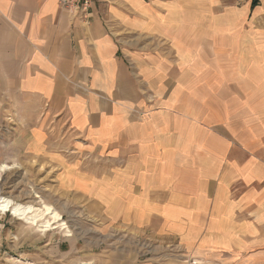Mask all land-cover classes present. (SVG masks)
Masks as SVG:
<instances>
[{
    "label": "crops",
    "instance_id": "obj_1",
    "mask_svg": "<svg viewBox=\"0 0 264 264\" xmlns=\"http://www.w3.org/2000/svg\"><path fill=\"white\" fill-rule=\"evenodd\" d=\"M251 3L93 0L80 16L0 0V96L31 98L99 155L131 151L132 185L159 192L189 264H264V0Z\"/></svg>",
    "mask_w": 264,
    "mask_h": 264
},
{
    "label": "rangeland",
    "instance_id": "obj_2",
    "mask_svg": "<svg viewBox=\"0 0 264 264\" xmlns=\"http://www.w3.org/2000/svg\"><path fill=\"white\" fill-rule=\"evenodd\" d=\"M96 152L31 98L0 96V197L49 206L61 219L42 230L49 214L29 224L0 210V264L194 262L171 226L159 225V192L132 185L131 151Z\"/></svg>",
    "mask_w": 264,
    "mask_h": 264
},
{
    "label": "bare ground",
    "instance_id": "obj_3",
    "mask_svg": "<svg viewBox=\"0 0 264 264\" xmlns=\"http://www.w3.org/2000/svg\"><path fill=\"white\" fill-rule=\"evenodd\" d=\"M4 168L5 166L0 165V170ZM0 210L11 211L14 216H17L19 219H24L29 224H36L44 214H49L52 220L48 218L43 223L41 222L40 227H42V230L55 228L53 224L61 220L60 215L49 206H46L45 210H41V208L36 209L33 205L14 203L11 199L5 197H0Z\"/></svg>",
    "mask_w": 264,
    "mask_h": 264
},
{
    "label": "built area",
    "instance_id": "obj_4",
    "mask_svg": "<svg viewBox=\"0 0 264 264\" xmlns=\"http://www.w3.org/2000/svg\"><path fill=\"white\" fill-rule=\"evenodd\" d=\"M61 6L69 11L84 16L91 7L93 0H58Z\"/></svg>",
    "mask_w": 264,
    "mask_h": 264
},
{
    "label": "trees",
    "instance_id": "obj_5",
    "mask_svg": "<svg viewBox=\"0 0 264 264\" xmlns=\"http://www.w3.org/2000/svg\"><path fill=\"white\" fill-rule=\"evenodd\" d=\"M257 3H258V0H252L251 6L254 7L257 5Z\"/></svg>",
    "mask_w": 264,
    "mask_h": 264
}]
</instances>
